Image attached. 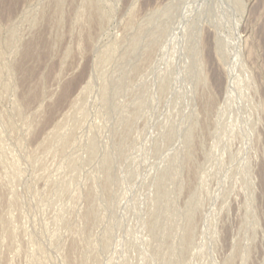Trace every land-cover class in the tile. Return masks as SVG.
<instances>
[{"label":"rangeland","instance_id":"374dc122","mask_svg":"<svg viewBox=\"0 0 264 264\" xmlns=\"http://www.w3.org/2000/svg\"><path fill=\"white\" fill-rule=\"evenodd\" d=\"M0 264H264V0H0Z\"/></svg>","mask_w":264,"mask_h":264}]
</instances>
